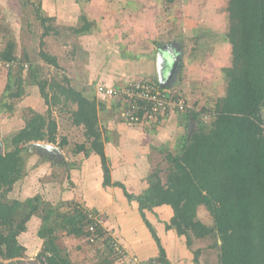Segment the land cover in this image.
Listing matches in <instances>:
<instances>
[{"label":"trees","instance_id":"obj_1","mask_svg":"<svg viewBox=\"0 0 264 264\" xmlns=\"http://www.w3.org/2000/svg\"><path fill=\"white\" fill-rule=\"evenodd\" d=\"M167 2L171 5L176 0ZM39 3L35 9L36 18L44 28L39 57L46 65L60 71L58 58L45 51V38L52 32L58 33L49 25L55 18L44 16ZM226 14L228 30L225 39L231 46L232 55L231 65L222 70L226 93L213 106L210 102L199 112L192 109L185 112L189 113L195 128L187 131L181 153L168 154L170 164L166 181L163 182L160 172L156 171L147 177L148 187L140 193H130L124 184L112 183L111 167L105 153L106 140L99 128V113L107 110L106 102L100 100L98 106L96 99L77 90L66 75L62 76V81L36 78L48 114L30 110L24 127L10 145L5 146V152L0 153V261L23 264L26 250L18 239L35 216L42 220L37 232L44 240V247L37 256L41 264H73L68 251L59 245L57 232L60 230L67 237L105 245L107 254L102 264L123 263L115 244L129 254L113 232L104 227V216L96 209L86 210L79 202L73 205L67 202L70 212L63 213L62 207L53 209L39 195L24 202L6 199L25 175V152L30 151L29 144L57 143L58 125L51 108L63 105L75 106L70 119L75 127L85 130L90 145V148L79 145L77 155L98 156L104 175L103 186L119 187L128 200L138 202L140 216L159 248L157 258L151 259L172 264L149 219L151 214L160 220L157 209L168 208L171 217L161 222L167 231L172 230L179 238L186 239L189 252L193 251L194 239L216 237L213 248L218 252V264H264V0H229ZM80 23V27L69 30L78 37L91 35L95 24L86 15L80 18ZM0 58L11 62L18 60L13 42L7 44ZM30 68H33L31 63ZM14 79L19 82L16 95L10 96L12 98L19 97L23 91V76L17 75ZM12 81L13 74L9 72L8 92L14 88ZM111 103L119 107L121 115L120 105L115 101ZM204 117L210 120L209 126L204 123ZM67 146L66 139L59 144L61 149ZM59 165L66 168L71 179L75 168L66 160ZM43 205L46 207L42 208ZM200 207L211 216L212 226L201 220ZM90 214L94 219L89 218ZM91 227L95 231H90ZM200 253V250L193 251L194 264H200Z\"/></svg>","mask_w":264,"mask_h":264},{"label":"rangeland","instance_id":"obj_2","mask_svg":"<svg viewBox=\"0 0 264 264\" xmlns=\"http://www.w3.org/2000/svg\"><path fill=\"white\" fill-rule=\"evenodd\" d=\"M228 1L193 0L188 3L186 0H176L177 5L175 4L176 2L170 5L167 0H0V54L4 52L8 43L13 42L15 44V55L18 59L15 64L8 68L0 67V139L4 147L2 153L5 152V146L10 145L14 136L24 127L25 121L30 115V110L44 115L48 114V107L40 96L39 88L35 81L36 78L41 80L48 79L49 82L54 78L62 81V76L66 75L77 90L83 92L91 99H96L98 106H100L101 103L99 101L101 99H98L95 91L97 85L95 76L99 70L107 69L114 62H117L116 55L125 52L124 48L128 47L127 44L130 40L138 41L142 39L141 42L151 40L152 35L149 34V31H151L149 28L151 20L158 21L157 27H161L162 32L166 33L169 30L168 23L176 19V17L180 18V29H178L180 32L177 29L174 30L176 35L180 36V40L186 39L182 44L183 46L180 45V48H186L185 52L187 53L192 50L193 57H200V59L196 60H202V63L209 64L210 68V65L214 64L212 61L214 50L212 48L215 46L217 49L221 44V38H223L221 30L220 32H215L212 28H220L224 24L222 15L226 13ZM39 2H41L44 16L55 18V21L49 25L56 29L58 33L52 32L51 36L45 38V51L58 58L62 68L60 71L46 65L39 57L40 38L44 33V28L36 18L35 12L36 6L40 4ZM174 5H176V8ZM149 11H151V15ZM213 13L216 16H212L210 20H205ZM83 15H86L88 20L95 25L91 35L78 37L69 28L80 27V18ZM188 16L189 20H191V26H188V21L186 20ZM163 20L165 24L161 26ZM183 20H186V25ZM131 31L135 35L130 34ZM163 34L162 37L166 40L168 35ZM194 36L198 38L197 44H195L193 39ZM116 46L119 48L117 53L114 51ZM144 46V43H140L137 49L143 50ZM229 48V57H232L230 45ZM26 57L29 59L28 61H26ZM219 61L221 63L216 62L217 65L223 63L222 58ZM30 63L33 65L32 69L30 68ZM9 72L13 74L12 84L14 87L10 92L6 88ZM194 74L189 72L188 76L196 82L195 85L199 89L196 92L197 96L201 93L203 100L211 97V106L225 95L226 88L221 79L223 77L222 73V77L219 76L220 72L216 71H213V74L206 73V75L204 72L202 77ZM17 75L23 76L24 81L21 85L23 91L19 97L12 98L10 96L12 94L16 95V85L19 82L18 79L17 81L14 79L17 78ZM138 76L143 78L147 74ZM184 87H186L185 82L174 80L170 89L175 91L181 89L182 92ZM194 90H197V88L195 87ZM74 109L75 106L64 107L63 105L51 108L52 117L58 125L57 143L52 145L60 148L59 144L66 139L68 146L65 149L60 148L64 157L60 160L54 157V163L52 162V164L47 162L48 159L40 154L36 148L32 152H25L27 156L25 175L7 195L6 199L9 202L14 200L24 202L28 198L39 195L44 199L46 205L55 210L60 206L63 213H67L70 212V206L65 202L73 196L70 201L72 205L79 201L81 208L91 210V207L88 206V199L90 200L89 196L91 193L84 184L93 180L92 176H95V174L94 170L92 171V167L94 168L95 162L99 157L93 154L90 159L85 160V163H88L86 165L89 167L88 170L93 172V175L88 174L92 178L88 179V175L86 176L85 172L81 173L80 180H74L73 177L75 188L71 187L72 182L67 175L66 168L59 165L64 159H67L75 169L81 168L84 163L80 165L78 159L84 158V154L76 156L78 154L76 150L82 144L90 148L89 142L85 137V130L72 124L70 116L71 111ZM111 110L109 113L104 111L99 113L101 134H103V138L107 137L108 141L112 140V146H114L113 151L110 147L111 151L108 153L110 167L114 168L117 171L116 173H119L122 166L134 165L137 168V172L132 170V175L142 178V183L152 173L159 171L163 182H165L170 164L168 154L177 155L179 152L181 153L185 145L184 137L187 131L191 132L195 126L193 124H191L192 126L190 125L191 128L181 126L180 135L177 134L175 136L176 131H179V129L173 135V131L170 130L175 126V123L172 121L167 128H163L166 131H161L160 134L157 133V139L154 134L152 138L148 136L149 134L145 135L146 139L127 136L125 133L121 136L117 131L108 129V121L115 124V128L119 129H126L124 125L127 124L122 120L118 106L112 105ZM203 120L209 126L210 120L205 119V117ZM122 145L126 150L120 148ZM141 156L144 157V160L140 159ZM101 180L102 178L99 179V182ZM130 183L132 185L131 188L134 189L139 185L136 182ZM78 184L79 186L77 187ZM68 188H70V193L68 192L67 194L65 190H68ZM75 198H78V200ZM46 205H43L42 208L46 207ZM161 210L156 211L160 215V219L169 220L171 212L168 208ZM131 216L133 219L135 218V216ZM199 216L201 220L212 226V218L204 207H200ZM149 219L154 221V217L150 216ZM41 225V217L35 216L28 222L26 232L19 236L18 241L26 250L23 264H41L37 258L44 247V240L37 235ZM57 233L60 236L59 245L68 251L72 263L102 264V261H104L107 254V250L104 248L105 245L100 246V244L89 243L86 239L67 237L64 231L61 230ZM173 235L177 236L176 233ZM165 237V234H163L164 243L169 244L170 240ZM216 241V237H208L202 240L194 239L192 250H200V264H218V252L217 249L213 248ZM185 242V238H180L178 247L180 252L177 253L176 248L178 245L175 242L176 244L173 247L175 249H171L169 253L173 257H175L173 252L176 253L177 258H175L176 262H174L176 264H194L193 251L189 252ZM133 257L140 260L136 256ZM0 262L2 264L7 263L6 261L4 263L3 261Z\"/></svg>","mask_w":264,"mask_h":264},{"label":"crops","instance_id":"obj_3","mask_svg":"<svg viewBox=\"0 0 264 264\" xmlns=\"http://www.w3.org/2000/svg\"><path fill=\"white\" fill-rule=\"evenodd\" d=\"M190 1H193V0H189L187 2L189 3ZM175 4L177 5V2ZM176 5H174L175 8H176ZM137 8L140 9L139 7H137ZM149 14L151 15V11H149ZM223 14L224 15H222V16L224 18V24L222 25V27L212 28L215 32H220V30H221L223 32V38H221V40H220L221 44L219 45V47L217 49L215 48V46H213V48H212L214 50V52H213L214 58L212 59L214 64L211 61V63L213 65H210V68L208 66L209 64L202 63L201 62L202 60H196V59H200V57L194 58L193 57L194 54H193L192 50H191V52L187 53V52H185L186 48H184V47H183V49L180 48V45L183 46L182 44L186 40V39L180 40V36L176 35V31L174 32L175 29H177V31H179L178 29H180V18L176 17V19L171 20L168 23L169 30L166 33L162 32L161 27H157L158 21L150 19L151 21L149 23V28L151 29V31H149V34L152 35L151 40H144V42H141L142 39H139L138 41L137 40L136 41L130 40L127 44L128 47L126 49L124 48L125 52L122 54L116 55L117 62H114L107 69L99 70L97 75L95 74L96 75L95 80H97V85L98 84H103V85H108V86L120 85V84H124L125 82H127L131 78H141L138 75H144V74H147V76H148V77L145 76V78H152V79H156L158 81L159 66L163 65L164 73H166L171 66V59H170L167 51L162 52L161 59L158 58V54L160 51H162V48L166 44H175L176 43L177 45H173V48L176 50L178 55H180V54L181 55H180V68L176 74L175 80H179L183 83L185 82L186 87L183 88L182 92H181V89L178 91L177 90L176 91L174 90V91L188 100V103L190 104V109L194 110L195 112H199L200 108L204 107L205 105H207L208 103L211 102L210 101L211 97L204 99V100H206V101H204L203 96L201 95L200 92H199L200 95L197 96L196 92L199 89L195 85V83H196L195 80L193 81L192 79L189 78V76H188L189 72H191V74L195 73L194 75L197 74V76L200 75L202 77L204 72L206 75V73L213 74V71H216V72H220L219 76L222 77V74H221L222 70L225 68H228L231 65V59H229L231 57V56L229 57V49L230 48H229V44L227 43V41L225 39V34L228 30L227 14L226 13H223ZM212 16H216L215 13H213V15L211 14L210 17L205 18V20L206 19L210 20V18ZM189 19L190 18L188 16V19L186 18V20L188 21V26H191V22H190L191 20H189ZM186 20H183L185 25H186ZM164 24H165V21L163 20V23H161V26ZM183 30H185V28H183ZM193 30H196V29H193ZM224 31H225V33H224ZM130 34L135 35V33H133V31H131ZM162 34L163 35L167 34L168 38L166 40L163 39ZM193 39L195 41V44H197L196 39H198V38L196 36H194ZM180 42H181V44H180ZM140 43H144V45H145L144 49L145 50L144 49L143 50L137 49V47L140 45ZM191 43H192V41H191ZM118 49L119 48L117 46L114 48L115 53H117ZM180 50L182 52H180ZM221 58L223 60V63L220 65H217L216 62L221 63L219 61V60H221ZM143 78H144V76H143ZM221 79L223 80V77ZM195 87L197 88V90H194ZM187 88H188V90H187ZM105 104L107 106V110L104 112H106V113H109V111L111 112L112 110H111L110 104L112 106V103L106 102ZM188 115H189L188 112L187 113H180V114L179 113L178 114H171L170 116H168L163 121H160L159 123H157L155 126L144 127V128H135V127H130L129 125L128 126L124 125V127H126V129L125 128L119 129V128H115V126H116L115 124L109 123V121H108V124H109L108 129H110L112 131L113 130L117 131L119 134H121V136H123V134L125 133V134H127V136L130 135V136H136L138 138L142 137V139H146L145 135L149 134L148 135L149 137L152 138V136L155 135V137L157 139V136H158V134L161 133V131H164V130L166 131V129L163 130V128L164 127L167 128L168 125H170L169 123H172V121H173L175 123L174 124L175 126H173L172 129L170 128L171 129L170 131H173L172 133L174 135V132L177 129H179V131L177 130L176 134H175V136H177V134L180 135V127L181 126L189 128L190 125L193 124ZM104 141H105V153H106V156L108 158L109 157L108 153H109V151H111L110 147L112 148V151H113L114 146H112V140L108 141V139H106V137H105ZM120 148H124L123 145L120 146ZM92 155L90 157L84 156V158H82L81 160L79 158L78 159L79 164L82 165L84 163V165H82L81 168L78 167L72 171V174L75 175V176H73L74 180L75 179L80 180L81 173L85 172L86 176L89 173L93 175L92 171L94 170L95 176H92L93 180H91L90 182H85V184H84V186L88 187V189L90 190V193H91V195L89 193L90 196L88 195L90 197V200L88 199V206H90L91 209H96L103 214V216H104L103 217L104 227L107 230H109L111 233L113 232L114 236L119 239L120 245H122V247L124 249H126L129 252V254L136 256L139 259L157 258V256L159 255V248H158L155 240L152 238L151 233L149 232V230L145 226V224H144V222L140 216L138 202L128 200L126 198L123 190L119 187H116L114 185L110 186V187H104L103 186V182H104L103 176L104 175H103V171L101 170L102 168H101V164H100V160H99L100 158H98V160L95 162L94 168L92 167V171H89L88 170L89 167L86 166L88 163L86 164L85 160L90 159L92 157ZM76 156H78V155H76ZM46 159H48L47 162L52 163L54 157L53 158H51V157L47 158L46 157ZM140 159L144 160V157L141 156ZM64 160H66L68 162L67 159H64ZM93 161H95V160L93 159ZM45 164H46V162H45ZM120 170L121 171L119 173H116L117 171H115L114 168H111L112 183H122L126 187L128 186L127 189L130 193H135V194L142 192L141 191L142 189H146L148 187V183L146 181H144L142 183V181H143L142 178L140 179V178H138L137 175L135 177L132 175V170H136V172H137V168L134 165H132V166L131 165H124L121 167ZM73 177L71 178V182H72L71 187L75 188V186H74L75 181L73 182ZM92 177H90L89 175L87 176L88 179L92 178ZM133 177H134V179H133ZM141 177H143V176H141ZM100 178H102L101 182H99ZM139 179H140V182H139ZM136 180H138V181H136ZM127 182H129V183L127 184ZM130 182H136V184H139V185H138V187L136 186V188L134 189V188H131L132 185ZM78 186H79V184L77 185V187ZM70 188H68V190H65V191H67V194H68ZM88 196H87V198H88ZM91 198H92V200H91ZM71 199H73V196H72V198H69L66 201L70 202ZM75 199L78 200V198H75ZM67 202H65V203H67ZM77 202H79V201H77ZM157 210H160V209H157ZM131 215L135 216V218H134L135 220L132 218ZM150 216L154 217V219H153L154 221H152L151 219L150 220L153 223V226L158 231V233L161 237V241H162L164 248L167 251V257H168L169 261L172 264H176V263H174V262H176L175 258H177L176 253L173 252L175 257L171 256L169 253H170L171 249H175L173 247L175 246L176 243L178 245L176 248L177 253L180 252V248L178 249L179 243H180V238L178 237V235L177 236L173 235V234H175L174 231H172V230L167 231L166 230L163 222H161V221H163L162 218L160 220H158V219H156V217L154 215L152 216L150 214L149 217ZM132 219H133V221H132ZM163 234H165V236H166L165 238H168L170 240L169 244L164 243V240L162 238ZM170 235H171V237H170ZM116 264H118V263H116Z\"/></svg>","mask_w":264,"mask_h":264},{"label":"built area","instance_id":"obj_4","mask_svg":"<svg viewBox=\"0 0 264 264\" xmlns=\"http://www.w3.org/2000/svg\"><path fill=\"white\" fill-rule=\"evenodd\" d=\"M13 64L15 62L0 58V67L8 68ZM95 91L99 100L115 101L119 104L122 120L135 128L155 126L171 114L185 113L190 109L187 99L170 88H162L157 81L150 79H129L125 84L117 87L98 84ZM88 216L94 219L92 214ZM90 231L95 229L91 227ZM115 247L124 264H163L157 259L138 260L126 254L116 244Z\"/></svg>","mask_w":264,"mask_h":264},{"label":"water","instance_id":"obj_5","mask_svg":"<svg viewBox=\"0 0 264 264\" xmlns=\"http://www.w3.org/2000/svg\"><path fill=\"white\" fill-rule=\"evenodd\" d=\"M173 45L175 44H166L162 51L159 52L158 58L161 59V54L163 51H167L169 54V57L171 59V66L169 70L164 73L163 65L159 66L158 69V83L162 88H171L173 81L176 79V74L180 68V55L177 54L176 50L173 48ZM180 52H182L180 50ZM192 126V125H191ZM191 128V127H190ZM30 151L32 152L34 148H36L39 153L49 156L51 158L55 157L58 160L62 159L64 156L60 150V148L52 145V144H46V143H30L29 144ZM4 150L3 143L0 139V153H2Z\"/></svg>","mask_w":264,"mask_h":264},{"label":"flooded vegetation","instance_id":"obj_6","mask_svg":"<svg viewBox=\"0 0 264 264\" xmlns=\"http://www.w3.org/2000/svg\"><path fill=\"white\" fill-rule=\"evenodd\" d=\"M39 152V151H38ZM41 154V153H40ZM50 158V157H49ZM54 160V159H53Z\"/></svg>","mask_w":264,"mask_h":264}]
</instances>
